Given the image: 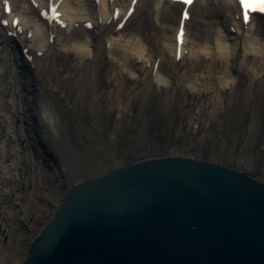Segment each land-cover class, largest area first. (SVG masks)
<instances>
[{
    "label": "bare ground",
    "instance_id": "6f19581e",
    "mask_svg": "<svg viewBox=\"0 0 264 264\" xmlns=\"http://www.w3.org/2000/svg\"><path fill=\"white\" fill-rule=\"evenodd\" d=\"M130 1L131 0H116L114 4L120 6L123 13H125ZM85 2H87L90 7L89 11H77V8H79L77 6H82L84 9L86 5H84ZM89 2H91V0L62 1L61 6L65 8L66 12L65 18L70 20V25L66 29H57L55 32L57 38L54 45L58 43L60 34L62 32H66L68 36L72 37L70 39L71 41L68 42L72 45L66 44L67 48L63 47L61 49H66L70 55L74 56L75 60H80L82 59V56H84L90 63H94L98 58L99 52H101L100 48L103 41L101 36L103 31L110 26H105L106 24L101 26L97 25L93 30H87L82 25H79V27L76 26L77 24H81V22H85L87 18H90L91 20L93 19V21L97 24L98 17L106 14L107 7L111 3L109 0H103L99 5L93 6L91 4L90 6ZM195 5L197 6L195 14L200 16L201 19L207 20L205 24L208 28L205 33H201L193 29V23H188L185 43L183 44L182 59L179 64L175 63L174 59L176 52V43L174 39L175 33L173 32L172 36H165L166 28L163 27L164 22L168 21L167 19L172 18L173 20V17L177 14V4H172L164 0H139L136 11L129 18V21H131L130 24L133 28V34L128 36V38L126 37L128 34L127 30L129 29V26L126 25L122 30L110 31L112 35L108 34L106 36L107 39H105V43L109 41L111 44L108 54H112V59L110 60L112 69L107 82L110 85L109 100L111 102V100L114 99V103L117 105V115L115 116L116 127L121 124V120L119 119L121 117V111H119V107L121 106V109L126 112L130 110L128 107L131 101L124 100V86H127V83L130 84L131 87H135L137 84L139 85L142 83L141 79H144L146 82L149 77L151 83H156L159 87H170L173 84L171 83L172 75H176L178 80H182L183 73H181L179 69L180 64L185 66L187 62H191L192 68H186L184 75L192 76L195 74V79L197 80H200L199 76H203V79L201 80L205 82V85H202L203 88L201 89L197 88L195 86L196 84H194V80L191 79L189 80L190 83H186V87H192L191 84H193L196 89L199 90L196 91V93L203 90L201 92L203 95H214L213 99H219L217 100V105L214 106L215 110H220V108L224 109L226 107V109L232 110V99L226 103L223 94L227 89L237 90L243 86L241 85L243 73L244 76H253L256 74L255 79L259 78L260 74H262V80L260 82L261 85H263L260 87V90L264 88V32L259 29L257 21H253L247 30L241 28L234 14V9L237 7L235 0H216L215 2L208 0H196L194 6ZM12 6V15L15 13L27 15L35 12L32 8L30 0H25L23 5H19V8L17 0H12ZM1 11L2 10L0 9V14ZM213 13L217 15L216 19H220L217 20V24L219 26L224 28L228 21L232 20V22L237 25V32L230 33V31L228 32L225 29H220L217 31L216 36H211L213 33L209 28H211L210 23H212L211 19L213 18L211 14ZM23 15L21 17L23 22L26 24L28 31L29 28H32V25L30 22L27 23V21H24L25 18ZM226 17L227 19H225ZM191 20L192 17L190 21ZM36 23L37 28L34 30V38H42L40 41L41 49L39 50H46V54L41 58V60H43L46 56L51 55L55 49L52 51L47 50L48 48L50 49V44L48 43V31L38 20ZM157 24H159L158 27L156 26ZM177 24L178 19L177 22L172 21V23H170V27L176 30ZM152 28L155 33L160 32L155 39H149L146 37V31ZM224 31H226V33ZM43 34H45V39ZM191 37H193L194 40H197L196 44H191ZM212 38H214V41H212ZM20 41H22V37H9L7 35V31L0 28V66L2 67L0 68V78L2 79L0 87H2L3 90H7L9 88V91H14L11 99L13 100L12 103L15 105L11 106L12 103L7 100V96H4V98L0 100V106H2V108H0V171L2 172L1 168L6 169L8 172H11L12 170H24L28 167L29 161L23 160L22 162L21 158L24 154H29L36 163L40 179H43V181L47 180L46 183L53 181L55 184L58 199L52 209V212H54V209L59 203L64 189L66 188L65 181L67 177L63 175L62 172L66 166L61 163L55 164L52 161V156L48 154L51 150V146L49 148L45 147L46 149L48 148L47 151L42 144L44 130H42L41 124L36 119L37 107L35 108L36 100L34 99V91L36 93L38 90V93H40L38 94V101H41V98H44L41 94L43 95L44 90H46L45 85H47V81L38 74L36 75L38 69L33 71L31 67L26 64V60L22 55V49L19 46ZM216 41L219 42L218 47L222 49L218 53L211 51V48H213L211 46L216 43ZM160 44H165L173 51L174 62L172 63V67L170 69H167L165 65V60L167 59V53L165 52L166 48H161ZM32 47L34 46L31 45L30 49ZM133 56H136V62L133 61ZM251 56H253V58H251ZM209 57L211 59L207 65L203 69L196 70L198 63L207 60ZM138 58L140 60H138ZM258 58H260L261 61L258 62L256 70H248L249 68L246 67L244 72L242 69L243 73L233 71L235 66L241 68L242 64L249 65ZM152 59L154 61L152 62L150 69H147L144 65ZM156 59L159 60V66L157 67L155 77L153 78L152 71ZM142 60L144 61V64ZM35 62L36 61H34L33 64ZM82 70L80 73L87 77L86 80L89 86L91 82H94L96 74L93 75L92 79L90 78L91 76H87V72L85 73L83 71L82 73ZM138 70L143 72V77L137 73ZM78 77L81 76L78 75ZM255 79H253V82ZM37 87L39 89H37ZM2 89H0V92ZM248 89L251 88L249 87ZM134 94H131L130 97H133ZM49 100L50 98H46V106H43L45 107V113L48 114L50 119L55 118V120L52 121L54 124L62 125L65 119L64 105H66V103L58 104ZM122 100L125 102L123 103ZM234 107L235 106H233V109ZM2 111L8 114L9 117L5 118ZM81 122L82 121L80 120V123ZM143 123H145L144 120L138 119L131 125V139H127V150H129L127 151L125 148L117 152L112 149V145L107 140V137L102 136L101 132H98L96 129L87 127L84 129V133L87 136V142L92 145L94 150L83 152L77 151L76 155H74L76 157V161L80 160L79 155L83 159L90 158V160L96 162L93 165H98L100 166L101 171H105L109 170V168L111 169L113 165L118 166L123 164L125 161L126 163H132V159L134 162V160H146L155 157H162L170 153H181L177 146H168V148H166L167 150L164 149V151L158 152L159 149L156 147L148 149L145 146L138 145L139 137L137 135V129H140L143 126ZM61 128V131H54V135H57L60 138L62 145H58V148L56 147V149L53 147V149H55L58 154L62 155L60 156V159L62 162H65L66 157L71 155L70 152H66L67 148L70 147V144L64 138L65 135H63V133H65V129H63V126ZM177 128L178 127L174 129L175 133ZM160 138L161 139L159 140L158 137V141H161L159 143L163 145V147L166 146L165 144L168 143L166 141L167 139H165L166 134L164 136L161 135ZM134 142H136L138 146L135 144L131 145V143ZM98 146H102V150H100ZM63 154H66V156ZM74 156L72 159H74ZM112 160L115 161L109 163V161ZM89 164L92 163L89 162ZM243 171L249 175H254V172L249 169L247 170L244 168ZM257 176L259 177V175ZM261 181L264 183V178H262ZM18 200L19 198L15 199L12 204H15ZM13 211H15L14 207ZM14 230L15 225H13V219L5 218L2 214L0 216V257H4L6 263H8L7 260L9 258L13 257L14 248L20 247L21 242L26 237V234L21 232L18 239L15 240ZM30 240H28L27 245L24 246L26 253L23 251L17 256V258H15L17 259L16 264L22 262L26 257Z\"/></svg>",
    "mask_w": 264,
    "mask_h": 264
},
{
    "label": "water",
    "instance_id": "95a60500",
    "mask_svg": "<svg viewBox=\"0 0 264 264\" xmlns=\"http://www.w3.org/2000/svg\"><path fill=\"white\" fill-rule=\"evenodd\" d=\"M28 250L21 264H264V183L189 157L125 162L71 184Z\"/></svg>",
    "mask_w": 264,
    "mask_h": 264
},
{
    "label": "rangeland",
    "instance_id": "374dc122",
    "mask_svg": "<svg viewBox=\"0 0 264 264\" xmlns=\"http://www.w3.org/2000/svg\"><path fill=\"white\" fill-rule=\"evenodd\" d=\"M24 2L25 0H17L18 8ZM87 2L84 3V5L86 4L84 9L82 6H77L79 7L77 11L88 12L90 7ZM196 8L197 6L194 8L195 11ZM23 16L27 22L33 25L34 29L37 28V18L34 13ZM177 16L178 13L173 17V20L169 18L167 22H164L165 36H172L174 29L170 27V23L176 22ZM211 16L213 18L209 29L213 33L211 36H216L217 31L223 30V28L217 24V20H220L216 19L217 15L213 13ZM200 21H203L200 16H193L191 21L193 29L205 33L208 27ZM130 22L127 24L129 26L127 38L133 34ZM257 24L259 29L264 32V19L258 18ZM156 26L158 27L159 24ZM110 31H112V27L103 31L101 52H99L94 63H90L84 56L80 60H75L73 55L60 53L61 48H67L66 44L72 45L68 43L72 37L68 36L66 32L60 34L53 53L39 61L41 63H39L40 67L36 75L44 76L47 85H45L46 90H44L43 95L41 94L44 97L41 98V101H38L39 96L34 91L35 108L37 107L36 119L44 130L43 141L51 146L50 148L55 147L56 149L58 145H62L60 138L54 135V131H61L63 126L65 129L64 138L70 144L66 152L94 150L92 145L87 142L88 139L84 133V129L92 127V129L101 132L102 136L107 137L115 152L121 151V149L128 147L127 139H131V125L138 119H142L145 123L140 129H137L138 145L140 146H145L148 149L159 148L158 137L160 140V136L165 133L164 131L171 128L168 146H177L181 153L202 158L210 157L212 160L249 169L264 178V88L260 90L263 85L260 82L262 78H256V81V74L244 76L245 70H243L241 79L243 86L235 89L236 91L227 89L223 94L226 103L232 99V110L226 109L227 107L215 110L214 106L217 105L219 99H213L214 95H203L201 93L203 90L196 93L199 91L196 87L201 89L203 88L202 85H205V82L201 80L203 76H199L200 80H197L194 73L192 76L184 75L185 69L192 68V64L191 62H187L185 66L180 64L179 69L183 73L182 80H178L174 75L173 79L171 78L173 84L166 89H161L156 83H151L149 77L146 82L141 79L142 83L137 84V86L132 84L135 87H131L127 83V86H124V100L131 101L128 107L130 110L126 112L121 109V106L119 107L121 124L116 127L117 105L114 103V99L111 102L109 100L110 85L107 82L112 69L110 62L112 54H108V50L104 47L106 36L111 34ZM224 32L226 33V31ZM158 34L160 32L155 33L153 28L146 31V37L149 39L157 38ZM43 37L45 39L44 34ZM36 40L33 43L39 45L42 38ZM190 41L191 44L197 42L193 37L190 38ZM218 46L219 42L216 41L211 46L213 47L211 51L220 52L222 49ZM160 47L166 48L165 65L167 69H170L173 63V51L165 44H160ZM210 59L209 57L207 60L199 62L196 70L203 69ZM259 61H261L260 58L255 59L251 64L244 65V68L256 70ZM0 68L2 67L0 66ZM81 70L82 73L83 71L87 72V76H91L92 79L93 75L96 74L94 82H91L89 86L87 77L80 73ZM233 71L235 72V70ZM137 73L142 77L144 76L140 70ZM191 79L194 80L196 87L191 84L192 87L188 88L193 92L189 93L186 90V83H190L189 80ZM253 79H255L254 82ZM1 80L0 78V84L2 83ZM249 87L251 89H248ZM13 94L14 91H9V88L7 90L2 89L0 100L7 96V100L12 103ZM131 94H134L133 97H130ZM46 98H50L49 101L58 104L66 103L64 105L65 119L62 125L54 124L52 121L55 118L50 119L45 113L43 106H46ZM125 101L122 100L123 103ZM11 106L15 105L12 103ZM233 106H235L234 109ZM2 113L5 118L9 117L4 111ZM176 127L178 128L175 133ZM134 144L137 145L136 142ZM98 147L102 150V146ZM56 158L60 161L58 155ZM23 160L29 161L28 167L24 170L8 172L1 168L2 172L0 171V216L3 214L5 218L13 219L15 240L18 239L21 232L26 234L20 247L14 248L13 257L7 260L8 263L1 256L0 264H16L17 259L15 258L23 251L26 253L24 246L51 218L52 209L58 199L55 184L53 181L46 183L47 180L40 179L36 163L31 156L24 154L21 158L22 162ZM64 163H67V160ZM17 198L19 200L12 204ZM13 207L15 211H13Z\"/></svg>",
    "mask_w": 264,
    "mask_h": 264
},
{
    "label": "snow or ice",
    "instance_id": "6c2138e0",
    "mask_svg": "<svg viewBox=\"0 0 264 264\" xmlns=\"http://www.w3.org/2000/svg\"><path fill=\"white\" fill-rule=\"evenodd\" d=\"M181 2H183L185 4H190L191 3V0H181ZM6 10L10 11V7H8L7 4H6ZM52 12H53L52 18L53 19H58V17L56 16V9H55V7H53ZM185 19H187V14H185ZM245 19H247V17H245ZM5 23H6V21H5ZM14 23L18 25L19 24V21L16 20V21H14ZM89 27H90V25H89ZM182 36H183V30L181 29L180 36L178 37V39H180L181 42H182Z\"/></svg>",
    "mask_w": 264,
    "mask_h": 264
}]
</instances>
